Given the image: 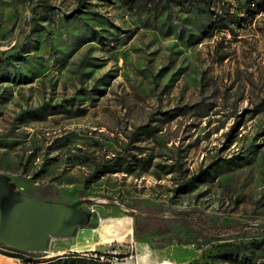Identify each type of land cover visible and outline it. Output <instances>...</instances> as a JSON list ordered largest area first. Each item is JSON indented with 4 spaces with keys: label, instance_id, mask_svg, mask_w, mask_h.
I'll list each match as a JSON object with an SVG mask.
<instances>
[{
    "label": "rangeland",
    "instance_id": "obj_1",
    "mask_svg": "<svg viewBox=\"0 0 264 264\" xmlns=\"http://www.w3.org/2000/svg\"><path fill=\"white\" fill-rule=\"evenodd\" d=\"M79 1L0 0V173L91 199L95 223L0 258L264 264V0ZM187 214L243 232L211 240Z\"/></svg>",
    "mask_w": 264,
    "mask_h": 264
},
{
    "label": "water",
    "instance_id": "obj_2",
    "mask_svg": "<svg viewBox=\"0 0 264 264\" xmlns=\"http://www.w3.org/2000/svg\"><path fill=\"white\" fill-rule=\"evenodd\" d=\"M91 199L49 200L33 196L16 179L0 173V247L42 255L50 239H68L94 225ZM109 246L108 250H113Z\"/></svg>",
    "mask_w": 264,
    "mask_h": 264
},
{
    "label": "trees",
    "instance_id": "obj_3",
    "mask_svg": "<svg viewBox=\"0 0 264 264\" xmlns=\"http://www.w3.org/2000/svg\"><path fill=\"white\" fill-rule=\"evenodd\" d=\"M82 0H80L79 4H81ZM176 3H181L184 0H174ZM248 1L246 2V6H245V12L246 13H253L251 11V9H249L248 6ZM48 10H50L49 7H47ZM47 10V11H48ZM172 110L170 111H166L163 113H152L148 119V121L146 122V125L141 126L142 130H145L146 132H150L151 134L154 133L155 131H158L157 128V123H161L163 122V118H172L173 115H171ZM174 111V110H173ZM176 116V115H174ZM135 135H138L136 133V131H134L132 133V136L134 137ZM196 179V177H192L190 178L188 181H186L185 184H183V188L186 187L187 191L191 189V186L194 182V180ZM187 223H189V225L194 229L197 230L199 232H201L206 238L211 239V240H220V238L222 237H227V236H236L239 233H242V229H239L238 227L235 226H230V225H220L200 214H187L184 215V218ZM252 234H260L262 236H264V228L256 230L254 232H251ZM114 247V250L117 249V246L115 247L114 245H112ZM99 248V247H98ZM98 248L95 250L97 253H101ZM5 249V248H4ZM8 250V249H6ZM108 250V249H107ZM105 250V251H107ZM10 251V250H9ZM104 251V252H105ZM13 252V251H11ZM122 255L118 254V257H121Z\"/></svg>",
    "mask_w": 264,
    "mask_h": 264
},
{
    "label": "built area",
    "instance_id": "obj_4",
    "mask_svg": "<svg viewBox=\"0 0 264 264\" xmlns=\"http://www.w3.org/2000/svg\"><path fill=\"white\" fill-rule=\"evenodd\" d=\"M90 255V260L94 262H98L99 264H122L124 261L125 264L131 261V256L128 259L123 258L121 259L118 257L115 251L107 250L105 252L97 253L96 251H92Z\"/></svg>",
    "mask_w": 264,
    "mask_h": 264
},
{
    "label": "crops",
    "instance_id": "obj_5",
    "mask_svg": "<svg viewBox=\"0 0 264 264\" xmlns=\"http://www.w3.org/2000/svg\"><path fill=\"white\" fill-rule=\"evenodd\" d=\"M108 249V248H107ZM46 253V252H45ZM44 253V254H45ZM16 264V263H14L11 259H8V258H6V257H2V258H0V264Z\"/></svg>",
    "mask_w": 264,
    "mask_h": 264
},
{
    "label": "bare ground",
    "instance_id": "obj_6",
    "mask_svg": "<svg viewBox=\"0 0 264 264\" xmlns=\"http://www.w3.org/2000/svg\"><path fill=\"white\" fill-rule=\"evenodd\" d=\"M136 260L138 261V262H140L141 260H140V258H138V257H136Z\"/></svg>",
    "mask_w": 264,
    "mask_h": 264
}]
</instances>
